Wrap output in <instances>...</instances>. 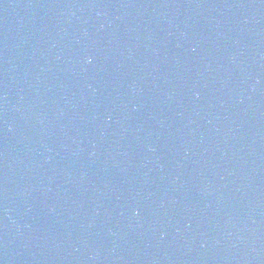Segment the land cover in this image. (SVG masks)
Returning a JSON list of instances; mask_svg holds the SVG:
<instances>
[{
  "label": "water",
  "instance_id": "1",
  "mask_svg": "<svg viewBox=\"0 0 264 264\" xmlns=\"http://www.w3.org/2000/svg\"><path fill=\"white\" fill-rule=\"evenodd\" d=\"M0 264H264V0H0Z\"/></svg>",
  "mask_w": 264,
  "mask_h": 264
}]
</instances>
